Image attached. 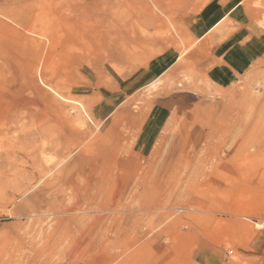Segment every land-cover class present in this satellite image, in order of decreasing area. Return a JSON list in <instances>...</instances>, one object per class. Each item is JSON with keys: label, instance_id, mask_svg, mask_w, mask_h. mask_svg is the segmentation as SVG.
<instances>
[{"label": "rangeland", "instance_id": "1", "mask_svg": "<svg viewBox=\"0 0 264 264\" xmlns=\"http://www.w3.org/2000/svg\"><path fill=\"white\" fill-rule=\"evenodd\" d=\"M262 35L264 0H0V264H264Z\"/></svg>", "mask_w": 264, "mask_h": 264}, {"label": "crops", "instance_id": "2", "mask_svg": "<svg viewBox=\"0 0 264 264\" xmlns=\"http://www.w3.org/2000/svg\"><path fill=\"white\" fill-rule=\"evenodd\" d=\"M254 25H251L250 23H248L247 25H246V29L247 30H252L253 31V29H252V27H253ZM226 28V27H225ZM224 28V29H225ZM227 29V28H226ZM224 32V31H223ZM229 32H230V30H226V33H225V35L223 36V37H225V36H227V34L229 35ZM221 35V34H220ZM220 35H219V37H220ZM218 37V38H219ZM249 46H251L252 47V49L254 50L255 48H256V50H257V54L256 55H259L261 52H263L264 51V35H262V36H260V38L259 39H255V38H253L252 39V43H250L249 44ZM222 51H223V53H227V59L229 60V59H232V60H234L233 59V55L236 53V50H234V47H233V49H232V45H229V44H225L224 46H222ZM250 55H252V56H254V52H252V54H250ZM255 55V56H256ZM247 58V57H246Z\"/></svg>", "mask_w": 264, "mask_h": 264}]
</instances>
